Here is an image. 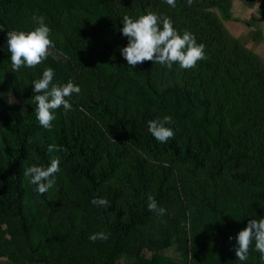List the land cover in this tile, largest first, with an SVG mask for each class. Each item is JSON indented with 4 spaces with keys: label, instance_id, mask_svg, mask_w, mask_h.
Returning a JSON list of instances; mask_svg holds the SVG:
<instances>
[{
    "label": "rangeland",
    "instance_id": "1",
    "mask_svg": "<svg viewBox=\"0 0 264 264\" xmlns=\"http://www.w3.org/2000/svg\"><path fill=\"white\" fill-rule=\"evenodd\" d=\"M141 2L144 14L168 16L178 32L187 30L205 45L207 58L192 69L174 64L168 70L150 62L149 82L157 95L145 84L141 64L131 68L121 55L127 43L88 10L92 5L103 16L123 18L134 14V0H16L14 6L0 1V142L5 110L35 113L32 81L51 67L54 83L71 80L81 92L70 98V111H55L51 130L40 126L29 140L41 145L45 138L48 146L56 145L55 132L67 133L70 126L93 134L95 173L105 165V152L123 148L100 186L101 197L111 200L107 226L88 204L84 183L69 172L74 158L60 165L45 204L23 176L21 219L0 206V264H264L254 243L245 261L234 250L238 232L250 219L264 217L257 209L261 198L249 195L264 193V0H194L191 6L176 0L175 7L164 0ZM33 14L45 17L54 48L42 64L13 72L7 32L32 30ZM171 85L187 88L191 101L168 91ZM98 103L115 105L125 116L138 118L143 109L156 119L170 115L182 135L209 144L201 152L206 161L218 154L226 158L224 169L208 179L203 169L191 171L187 162H172L167 152L148 157L117 139ZM56 155L47 152L49 161ZM135 159L149 178L147 195L165 174L166 192L157 201L166 209L162 217L151 211L138 216L141 207L127 187L128 179L135 182ZM33 164L40 166L29 151L24 167ZM241 170L254 177V185L237 183L232 175ZM100 231L108 239L92 242L89 236Z\"/></svg>",
    "mask_w": 264,
    "mask_h": 264
},
{
    "label": "trees",
    "instance_id": "2",
    "mask_svg": "<svg viewBox=\"0 0 264 264\" xmlns=\"http://www.w3.org/2000/svg\"><path fill=\"white\" fill-rule=\"evenodd\" d=\"M5 5L14 6L16 0H0ZM135 12L128 15L136 19L144 14V7L141 0H134ZM88 10L95 13L96 16L111 26L114 30L115 38L122 42L128 43L125 36L122 35L123 21L122 18L113 14L111 16H103L100 12L95 11L92 5H88ZM10 15V10L5 12V17ZM150 62L146 61L141 64L142 74L145 84L149 86L152 93H157L150 86ZM168 91L177 94L186 101H191V92L181 86L171 85L166 88ZM100 114L104 116L112 125L116 132V137L124 144L131 145L141 151L150 158H156L162 153L167 152L172 162H187L191 171L203 169L208 179H214L224 169L226 158H221L220 154L212 161H206L201 152L207 149L208 143L201 141L200 138H193L191 135H182L181 131L174 124L166 125L172 127L175 132V138L170 139L167 143H160L148 131L147 123L149 120L156 119V114L148 110H141V114L137 117L125 116L115 105L101 104ZM3 138L0 142V153L3 165L0 168V195H7L5 200L0 199V206L9 209L12 215L22 217L21 199L23 195L22 178L25 170L24 161L28 157V152L32 151L38 160L40 166H48L50 161L47 158L48 143L45 138L41 145L33 143L29 137L33 135L40 127L39 122L35 118V113L21 112L16 108L7 109L3 113ZM56 146L60 148L56 151V156L60 158V165L64 164L71 158L75 163L70 165L69 172L81 179L84 183V194L88 200V204L94 208L101 223L108 225L107 209L97 207L91 204L92 198L101 197L100 186L113 173L118 159L122 156L123 148H116L113 154L105 152V165L99 169L97 173L93 171L97 159V138L93 134H85L82 130H74L71 126L67 133L60 129L54 134ZM63 149H67L64 151ZM133 172L135 182L128 179L127 187L131 194L137 199L141 211L139 215H146L149 211L147 207V192L150 188V181L143 168V163L139 159H135L133 164ZM232 177L239 184L254 185L255 179L244 171H238ZM165 180V174L158 178L156 190L152 196L158 201L165 195L166 190L162 187ZM251 197H260L261 203L257 209L264 212V193L253 192L249 194ZM39 199L45 204V194L39 195ZM52 206L49 207V212Z\"/></svg>",
    "mask_w": 264,
    "mask_h": 264
},
{
    "label": "clouds",
    "instance_id": "3",
    "mask_svg": "<svg viewBox=\"0 0 264 264\" xmlns=\"http://www.w3.org/2000/svg\"><path fill=\"white\" fill-rule=\"evenodd\" d=\"M171 7L176 6V0H164ZM194 0H187L191 6ZM32 20L35 27L30 31L10 30L7 32V51L11 54V71L16 72L22 67L35 68L42 64L54 48L51 39V29L45 23L43 15L33 14ZM122 35L128 40L126 46L120 51L128 66L135 68L138 64L152 61L171 70L174 64L180 69H192L201 60H205V45L197 43L195 36L185 30L182 34L178 32L171 19L166 15H158L154 12H147L138 18L133 19L128 15L122 18ZM3 30V26H0ZM54 70L47 67L43 70L42 77L32 81L33 103L35 104V118L39 125L46 130H51L52 122L56 119L55 111L61 107L65 112L72 109L69 102L73 94H79L81 88L71 80L67 83H54ZM170 115L162 119L149 120L148 131L160 143H167L175 138ZM56 145H49L48 153L59 151ZM67 151V149H63ZM60 171L59 156H50L48 166H37L35 164L27 167L23 175L28 178L29 183L34 185L33 191L43 195L51 189L56 182V174ZM149 211L157 216H164L166 209L159 206L154 196L147 197ZM91 204L107 209L110 201L104 197H93ZM92 242L97 240L106 241L108 234L104 231L93 233L89 236ZM232 239V237H229ZM235 254L238 260L245 261L249 256L253 243L255 251L260 254V260L264 262V217L250 219L247 226L241 229L235 237Z\"/></svg>",
    "mask_w": 264,
    "mask_h": 264
}]
</instances>
